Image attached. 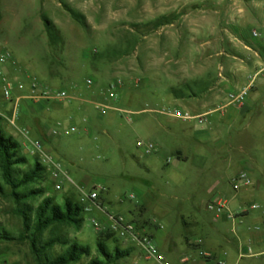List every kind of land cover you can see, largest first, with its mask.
<instances>
[{"label": "rangeland", "instance_id": "1", "mask_svg": "<svg viewBox=\"0 0 264 264\" xmlns=\"http://www.w3.org/2000/svg\"><path fill=\"white\" fill-rule=\"evenodd\" d=\"M222 17L216 0H0V51L9 50L14 61L5 69L7 77L25 87L36 82L64 90L80 100L53 103L65 112L59 118L50 113L48 119L44 102L20 101L19 110L25 109L12 125L16 90L11 102L0 95V131L18 144L19 157L26 161L15 168V176L36 163L43 169L37 182L14 192L41 195L19 201L0 172V264H47L73 244L89 254L71 264L104 261L96 249L99 242L111 257L115 248L129 251L127 258L110 264H153L138 250L103 238L106 215L133 221L160 250L163 243V251H177L178 264L182 256L199 261L198 250L212 252L207 259L225 264H264V242L250 238L262 224L251 215L264 208L241 223L207 210L220 200L240 216L247 204H260L261 198L250 195L255 182L264 180V88L261 99L234 123L236 117L224 106L235 89L219 83L226 76L221 59L237 51L232 44H219L216 27L224 23ZM250 35L260 38L255 30ZM115 81L121 83L120 107L133 115L99 114L93 107L88 114L72 110L76 104L86 106L88 91L97 96ZM175 109L193 116L213 112L204 125L159 114ZM57 123L76 132L53 137L49 131ZM140 141L153 144L151 155L137 148ZM255 148L259 156L253 162ZM51 161L60 165L57 180ZM255 163L262 175L251 172ZM240 171L252 185L234 192L230 179ZM94 191L98 198L92 203L86 197ZM45 198L55 205L64 199L78 205L81 223L54 225L32 238L34 210Z\"/></svg>", "mask_w": 264, "mask_h": 264}, {"label": "built area", "instance_id": "2", "mask_svg": "<svg viewBox=\"0 0 264 264\" xmlns=\"http://www.w3.org/2000/svg\"><path fill=\"white\" fill-rule=\"evenodd\" d=\"M253 37H258L256 32L252 33ZM14 65L12 54L9 50L3 49L0 51V95L3 100L10 101L13 97V91L16 90L19 94L14 97V105L12 106V116L11 124L14 125L18 119L19 115V102L26 100L31 104H37L40 102L44 103H59L64 104L69 101H74V97H70L64 90H51L46 86L39 83L33 82L29 87H25L23 84L14 82L7 77L6 68L12 67ZM264 78V69L255 72L248 79L247 84L238 89L229 91L226 95L227 107H241L251 90L255 87L258 80ZM91 81H87V85L90 86ZM120 81L113 82L110 86L100 91L98 94L99 100L92 102L93 107L99 114H105L106 112H117L119 114H125L128 116L134 113L129 112L121 108L120 102ZM213 111L201 114V115H190L188 112L183 110H173L167 111L162 110L159 114L167 116L172 119L180 120L183 122H195L197 125H204L208 122V117ZM130 120V118L128 117ZM76 128L74 126H69L63 128L60 123H57L50 131L49 134L53 137H58L60 135L68 136L74 134ZM35 149H40L39 145H35ZM137 148L142 150L144 155H151L154 151V146L151 143L138 142ZM53 167L55 168L53 173V178L57 180L59 174L61 173L60 165L57 162L51 161ZM230 185L234 192H237L241 188L249 187L252 185L251 180L243 171L238 172L230 179ZM56 189H60L59 185H56ZM102 190V189H101ZM90 202L95 203L98 198V193L96 191L91 192L86 197ZM250 210H257L259 206L252 204L249 207ZM88 211V209H85ZM207 210L213 212L215 217L225 216L228 220H233L234 215L226 210L225 204L220 200H214L212 203L207 205ZM246 213L245 210H240V215ZM108 224L104 227V230L114 236L116 241L128 248L136 249L139 251L140 255L145 261L152 262L153 264H170L164 253L160 251L156 242L151 235L144 232V229L139 228L133 221L128 220L121 215H106ZM92 225L95 228H99V224L92 219ZM264 229V228H262ZM250 252V249H248ZM196 257L199 261H203L206 264H224L223 261L213 262L212 259H207L210 257L209 254L203 253L202 251H196ZM195 260V259H194ZM191 262V257L182 256L180 258L181 264H189Z\"/></svg>", "mask_w": 264, "mask_h": 264}, {"label": "crops", "instance_id": "3", "mask_svg": "<svg viewBox=\"0 0 264 264\" xmlns=\"http://www.w3.org/2000/svg\"><path fill=\"white\" fill-rule=\"evenodd\" d=\"M217 5V13H222L223 17L221 19L224 20V23H219L216 27V29L220 30L221 36L219 38V44L222 45H229L232 44V46L236 47L237 54L231 55L225 58H222L221 61L224 62V73L225 77L222 78V81H220V85L223 84H229L227 86H231L232 89L238 90L242 88L245 85V80L252 75L254 72H258L262 69H264V0H216ZM231 30L230 36L225 35V33L228 34L227 31ZM252 30H255L259 32L260 38L258 40H254L251 38L250 32ZM230 63V64H229ZM226 65V66H225ZM261 82L259 84V82ZM255 84V87L251 90L249 93L245 103L242 105V107H227V110L232 111V115L235 118L234 123L237 124L239 119H242L245 114H248L249 110L253 105H255L260 97L259 90L264 88V78L258 80ZM259 84V85H258ZM125 93V92H124ZM19 94L18 91H16V94L14 96H17ZM88 95V99H84L86 101L85 105H79L76 104L72 107V110L83 112L84 114H88L90 112V109H92L93 105L92 102L99 100V96L93 95V92L88 91L86 93ZM213 100V99H212ZM74 101L77 103L80 102V100L76 97H74ZM83 100L82 102L85 103ZM122 101L125 103L128 101V97H122ZM179 102V100H176V103ZM31 104V103H30ZM80 104V103H79ZM35 105V104H32ZM54 105V106H53ZM85 106V107H84ZM21 110L25 109V105H22L20 107ZM94 108V107H93ZM41 109L44 111V118L48 119L51 116L50 113L55 114L57 113L56 117H62V113L65 112V110L59 106L58 104H47L41 106ZM77 109V110H76ZM73 112V111H71ZM57 118V119H58ZM88 120V119H87ZM251 158L253 162H256L255 160L258 159L259 151L257 148L252 150L251 152ZM251 172H254L255 174L258 173V175H262L261 168L258 166L257 163L255 165H252ZM238 173V172H237ZM234 173L231 178L237 174ZM255 186L253 188V198H261L260 204L257 202H252L251 204H247V208H241L240 210H245L246 213L238 216L236 215L234 217V221H239V223L245 221L250 216L249 214L255 210H250L249 207L252 204H256L259 206V209L264 208V191H262V183H264V180L262 178L258 179L255 182ZM225 204L226 210L230 212L229 208L233 209L235 207H227V204L222 201ZM244 205V204H243ZM257 209V210H259ZM224 219L228 220L225 216ZM219 218V217H216ZM251 218L254 219L256 222L260 221L262 222L261 225H256L254 228V231L256 233L250 234L251 241H255L256 243L264 242V212L255 213L251 215ZM230 220V221H233ZM170 239V238H169ZM165 246L162 243V249L160 250L162 253L165 254L166 258L169 260L170 264H178V256H176L175 250L173 252H167L163 251V248ZM203 253H207L210 255H213L212 252L204 250ZM180 257V256H179ZM217 261H223V259H215L213 262ZM224 262V261H223ZM189 264H206L203 261H197L195 260L191 261ZM225 264V262H224Z\"/></svg>", "mask_w": 264, "mask_h": 264}, {"label": "trees", "instance_id": "4", "mask_svg": "<svg viewBox=\"0 0 264 264\" xmlns=\"http://www.w3.org/2000/svg\"><path fill=\"white\" fill-rule=\"evenodd\" d=\"M18 144L9 137H4L0 131V172L3 183L11 188L13 191V196L17 201L26 199L27 197H35L41 195L40 191H28V193L20 196L19 194L14 193L16 190L25 188L31 184L37 182L43 169L36 163L31 169L24 172L20 178L15 176L16 167L25 164V159L19 157L18 154ZM0 193H2V187L0 184ZM82 209L68 201L67 199L63 200L62 205H55L52 203L51 199L45 198L34 210V233L32 238L39 236L45 229L54 226V225H67L75 224L78 225L81 223L79 219ZM24 217V226L28 229L26 214L22 213ZM104 239H111L114 236L110 233H104L102 235ZM34 239H31V246L35 248ZM116 241V239L114 238ZM50 244H46L38 253L43 254ZM98 253L101 255L104 261L92 260L89 264H110V260L118 261L129 256V251L121 252L118 248L114 249V255L111 257L106 251L105 244L99 242L96 245ZM88 249L85 247L78 246L76 244L71 245L64 252L62 256L55 258L52 261H47V264H71L78 262L84 256H87ZM111 258V259H110Z\"/></svg>", "mask_w": 264, "mask_h": 264}]
</instances>
